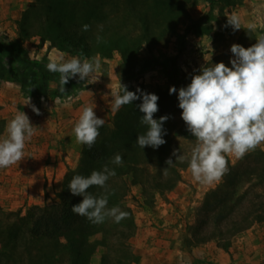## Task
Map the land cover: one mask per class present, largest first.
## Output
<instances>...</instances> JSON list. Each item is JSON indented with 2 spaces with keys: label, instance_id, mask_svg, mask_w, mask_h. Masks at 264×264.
Segmentation results:
<instances>
[{
  "label": "rangeland",
  "instance_id": "obj_1",
  "mask_svg": "<svg viewBox=\"0 0 264 264\" xmlns=\"http://www.w3.org/2000/svg\"><path fill=\"white\" fill-rule=\"evenodd\" d=\"M134 1L43 0L39 3L36 0H0V137L18 110L25 112L37 126L36 134L26 142L24 159L18 165L0 169V264L25 263L36 253V245L28 233L29 223L23 215L33 204L55 202L64 174L77 169L82 145L77 143L72 129L83 105L92 101L96 105V116L111 124L115 113L112 92L118 78L129 91L137 88L169 90L170 86L179 89L190 83L191 76L202 66L223 62L231 67L230 46L237 43L247 48L255 43L258 33L264 32V0L235 3L186 0L187 16L160 39L141 44L128 77L120 72L121 59L116 50L109 56L98 51L84 56L53 46L48 39H40L37 35L19 37L18 20L28 9L32 20L43 16L73 18V11L75 17L122 22L123 29H128L127 6ZM233 14L241 19L239 30L227 25V17ZM249 24H254L255 30H249ZM61 56L99 60L98 79L91 83L71 78L64 86L66 91L61 92L60 74L46 68L51 60ZM28 97L39 115L25 105ZM174 141L186 155H191L196 143L195 139L181 136ZM258 149H264V144L255 150ZM227 160L228 165H236L239 159L228 156ZM250 161L264 165L262 157ZM144 168L153 172L156 164H146ZM179 172V180L166 190L148 186L144 190L142 184H131L127 178L129 186L123 204L131 210L134 221L127 244L138 256L131 264H220L223 261L233 264L236 251L232 243L244 236L248 227L203 242L192 238V229L202 217L204 195L218 187L222 179L204 185L193 179L188 165ZM259 189L264 191L261 187L256 193H260ZM246 202L239 204V211L249 207ZM90 240L97 244L91 264H99L101 255L108 250V242L101 232L92 235Z\"/></svg>",
  "mask_w": 264,
  "mask_h": 264
},
{
  "label": "trees",
  "instance_id": "obj_2",
  "mask_svg": "<svg viewBox=\"0 0 264 264\" xmlns=\"http://www.w3.org/2000/svg\"><path fill=\"white\" fill-rule=\"evenodd\" d=\"M36 1L42 3L43 0ZM127 11L130 27L123 29L122 22L75 17L73 11V18L43 16L32 20L28 9L18 20V33L22 39L37 35L40 39H48L53 46L84 56L94 51L109 56L116 50L121 59L120 72L128 77L134 69L141 44L160 39L173 31L183 16H187L186 0H136L127 6ZM84 25H89L87 30H84ZM184 86L187 85L181 87ZM141 90L159 97V110L154 119L169 117L163 125L166 143L157 149H141L136 138L147 131V126L140 123L143 113L136 107L141 101L122 106L114 113L111 124L105 122L100 128V135L90 149L82 145L77 169L67 170L64 174L56 192L57 200L33 204L26 210L23 219L29 223L28 233L36 245V253L21 264H91L97 244L90 237L98 232L108 242V250L101 255L99 264H131L138 259L127 244L134 230L131 210L123 204L129 186L127 178L131 184H142L144 190L147 186L155 190L170 189L180 178L179 169L188 165L187 159L181 162L173 153L190 158L174 139L178 136L195 139L181 119L176 93L170 95L169 90L160 88ZM117 154L123 158L122 165L112 162ZM258 157L264 158V149L247 153L236 165H227L228 172L222 177V183L204 195L202 217L192 229L194 241L203 242L217 235L234 234L254 221L264 220V191L259 189L260 193H256L258 188H264V165L258 166L250 161ZM168 159L173 161L172 164H166ZM151 163L156 164V169L148 172L144 165ZM104 166L114 170L115 175L109 177L104 188L92 186L88 192L96 197L107 195L108 208L118 206L127 212V217L119 223L111 217L103 223H92L71 211L72 205L82 200L68 190L72 177L76 174L88 176L93 170L102 171ZM243 202L250 205L241 212L238 209Z\"/></svg>",
  "mask_w": 264,
  "mask_h": 264
},
{
  "label": "clouds",
  "instance_id": "obj_3",
  "mask_svg": "<svg viewBox=\"0 0 264 264\" xmlns=\"http://www.w3.org/2000/svg\"><path fill=\"white\" fill-rule=\"evenodd\" d=\"M227 25L233 30L241 29L240 17L235 14L227 17ZM88 27L83 26L84 30ZM247 27L249 30L256 28L254 24ZM230 52L233 57L229 61L231 67L223 62L202 66L197 74L191 76L187 86L169 88L170 95L177 94L181 119L196 140L190 158L178 156L175 152L173 155L181 162L187 159L193 179L204 185L221 181L228 172V156L240 159L264 144V32L258 33L255 43L247 48L233 43ZM46 68L49 72L60 74V90L65 92L64 86L71 78L95 82L101 65L94 58L81 60L77 56L70 59L61 56L58 60H51ZM158 99L156 94L139 88L135 92L129 91L120 78L112 92L113 112L119 111L122 106L132 105L133 101H141L136 107L143 113L140 123L147 126V131L136 138V144L141 149H157L166 143L163 125L169 117L165 115L154 119V114L159 110ZM25 105L37 115L40 114L31 105L30 97ZM95 107L92 101L83 105L72 129L77 143L89 149L95 144L99 130L105 123L104 118L96 116ZM36 132L37 126L31 123L29 116L18 110L7 122L5 134L0 137V169L18 165L24 159L26 142ZM112 162L122 165L123 158L117 154ZM172 162L168 159L166 164ZM114 175L115 171L107 166L102 171L93 170L88 176L74 175L68 190L72 195L82 197V200L72 205L71 211L92 223H103L109 217L119 223L126 218L127 212L118 206L107 207V195L96 197L88 192L92 186L104 188L109 177Z\"/></svg>",
  "mask_w": 264,
  "mask_h": 264
},
{
  "label": "crops",
  "instance_id": "obj_4",
  "mask_svg": "<svg viewBox=\"0 0 264 264\" xmlns=\"http://www.w3.org/2000/svg\"><path fill=\"white\" fill-rule=\"evenodd\" d=\"M244 232V236L232 243L236 251L233 264H264V221L251 225Z\"/></svg>",
  "mask_w": 264,
  "mask_h": 264
}]
</instances>
